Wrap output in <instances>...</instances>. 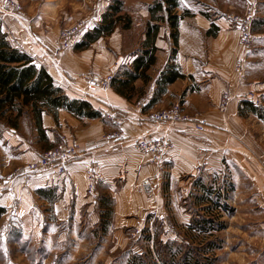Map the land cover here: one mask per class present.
I'll use <instances>...</instances> for the list:
<instances>
[{"label": "crops", "instance_id": "1", "mask_svg": "<svg viewBox=\"0 0 264 264\" xmlns=\"http://www.w3.org/2000/svg\"><path fill=\"white\" fill-rule=\"evenodd\" d=\"M250 2L255 3L258 17L252 25L253 44L249 50L239 46L237 32L227 19L209 20L198 15L191 20L184 16L179 21L176 47L170 38L163 40L159 32L155 63L147 70V79L135 80L130 98L112 87L87 91L80 76L92 73L104 77L110 73L124 77L140 53L144 32L140 47L131 54L124 52L123 35L118 29L104 37L107 47L100 38L82 51L71 48L57 52L58 30H16L3 25L10 43L42 66L69 98L85 100L99 112L114 107L122 113L123 120L117 140L105 138L111 126L104 118L78 119L63 109L58 110L57 119L42 114L44 138L39 136L29 109L18 119V126L25 123V118L30 119L33 139H25L18 128L2 125L0 157L10 166L36 159L42 151L60 143L61 137L76 139L81 152L67 164L62 176L49 170L25 184L14 181L4 190L0 208L16 210L17 225L27 235L34 225H107L108 233L111 229L115 233L125 225H149L148 216L162 218L167 212L173 214L175 224H187V202L185 208L179 200L186 193L187 182L220 171L226 157L231 158V166H236L233 157L247 160L248 152L241 142L246 128L240 125L238 107L249 94L264 95V1ZM9 15L0 0V19L11 21ZM238 59L246 68L244 74L234 69ZM168 65L181 77L160 91L163 86L157 80ZM85 91L86 97L82 95ZM223 94L227 101L220 109ZM177 101L204 122L201 133L188 125L158 124L149 119L152 110ZM141 137L162 138L172 142L174 148L161 164H154L149 153L133 148L134 140ZM88 167L94 175L90 195L86 193ZM147 178L154 187L150 195L141 188ZM107 209L110 216L105 222ZM48 213L53 222L46 217ZM248 256L250 264H264V253L251 252Z\"/></svg>", "mask_w": 264, "mask_h": 264}, {"label": "rangeland", "instance_id": "2", "mask_svg": "<svg viewBox=\"0 0 264 264\" xmlns=\"http://www.w3.org/2000/svg\"><path fill=\"white\" fill-rule=\"evenodd\" d=\"M15 1L20 5L17 12H11L3 5L4 10L9 12L7 18L11 21L0 19V29L9 42L3 25L5 28L10 25L16 30L18 27L22 30L51 28L58 30L59 35L63 27L74 26L83 21L84 27L76 38V43H79L83 35L99 23L101 14L114 0ZM119 1L122 2L123 13L130 17L131 22L128 30L123 31L119 27L116 29L123 35L121 39L124 52L131 54L140 47L145 23L149 18L148 7L153 0ZM178 2L177 14L192 17L191 20L198 15L209 20L227 19L232 14H242L248 7H253L255 19L258 17L257 7L250 0ZM159 32L162 39L167 40L165 25L160 27ZM107 41L103 39L106 47ZM159 55L161 59L164 57L163 53ZM234 69L244 74L243 67L236 69V62ZM135 101L132 100L133 103ZM243 101H248L264 111V95H248ZM186 113L197 115L188 111ZM24 121L17 128L25 139H33L31 120L25 118ZM2 125L4 121L0 120V134L4 130ZM240 125L246 128L241 142L247 149V160L233 157L236 166H231V158L226 157L220 171L203 174L185 185L186 193L179 200L185 204V208L187 202V207L191 209L190 224L173 225V214L167 212V215L159 218L164 225H125L121 232L114 233L111 229V234L106 230L107 225H34L27 235L17 225L16 210L13 211L10 207L0 217V264H129L135 255L142 256L146 264H162L169 263L170 250H181L183 254L188 249L200 260L206 259V264H250L249 261L252 260H248V255L251 252L264 253V122L254 114H247L240 116ZM2 140L0 136V143ZM2 160L0 157V173L3 172L0 178L23 165L10 166ZM198 179L202 180L195 185ZM203 187L212 189L213 194L206 196ZM218 193L220 197H216ZM197 197H203L204 200L206 197L208 201L212 199L218 203L210 202L208 211L203 208L208 204L206 200L201 206L196 205ZM46 217L53 222L49 213ZM211 219L214 225H223L222 229L215 231L211 228L210 232L204 234L197 230L187 231L185 227L191 225L193 220L199 222ZM50 226L52 227L49 228ZM208 241L216 245L209 253L205 251ZM181 253L175 259L179 263L182 261Z\"/></svg>", "mask_w": 264, "mask_h": 264}, {"label": "trees", "instance_id": "3", "mask_svg": "<svg viewBox=\"0 0 264 264\" xmlns=\"http://www.w3.org/2000/svg\"><path fill=\"white\" fill-rule=\"evenodd\" d=\"M178 7V0L152 1V4L148 7L149 18L145 23L144 39L141 42L140 53L133 60L131 71L124 73V77L122 78L113 75L110 80L109 87H112L116 93L130 98L134 92L133 83L135 80L147 79L146 72L156 60L155 54L157 48L155 41L158 37L160 27L163 25L167 27L168 38H170L174 47L177 46L178 25L179 21L184 17L183 14H177L176 10ZM130 22V17L123 13L122 2L114 0L105 12L101 14L99 23L92 30L87 31L83 35L82 40L79 43H75L72 49L75 51L85 50L100 38L110 36L117 27L128 30ZM210 34L212 33L210 32ZM180 77L181 75L171 65L166 66V70L160 73L157 80L158 85L163 86L160 91H163L166 84ZM25 109H29L34 126L41 138H44L41 127L43 113L51 114L54 119H57L58 110L63 109L78 119H95L101 117V112L94 110L89 102L69 98L55 84L47 71L42 66H38L28 54L13 46L0 29V120L4 121V124L9 127L17 128L18 119L24 113ZM238 114L242 117L247 114H254L264 122L263 109L254 106L248 101L240 102ZM201 180L198 179L195 185L200 183ZM202 190L206 192V196L213 194L210 188L203 187ZM216 197H220L219 193ZM205 200L208 204L203 208L208 211H210V202L214 204L218 203L212 199L208 201L206 197ZM205 200L203 197H197L195 203L197 206H201ZM222 206L225 208V205L222 204ZM4 211V209L0 208V217ZM188 211L191 214L190 208H188ZM109 216L110 212L107 209V212L105 211L103 216L105 222ZM158 219L155 217L153 225H164ZM189 224L185 226L187 231L197 230L204 234L210 232L211 228L212 230L219 231L223 226L214 225L213 219L201 220L199 222L193 220L192 224ZM170 225L172 224L170 223ZM173 225L177 224L173 223ZM102 226L105 227L106 225ZM215 246L208 241L205 244V251L208 253L212 252ZM179 253H181V250H176L175 252L170 250L169 263L162 264H206V261H204L206 259H201V261L189 249L183 252V254L181 253L182 261L179 263L175 260ZM129 264L146 263L143 261L142 256L135 255Z\"/></svg>", "mask_w": 264, "mask_h": 264}, {"label": "built area", "instance_id": "4", "mask_svg": "<svg viewBox=\"0 0 264 264\" xmlns=\"http://www.w3.org/2000/svg\"><path fill=\"white\" fill-rule=\"evenodd\" d=\"M3 5L11 12H17L20 8L19 3L15 0H4ZM254 14L253 7H248L242 14H232L227 17V20L237 32L238 44L245 50H249L253 44L252 25L255 20ZM83 27V21L74 26L63 27L58 35L57 52L73 47ZM241 67L246 69L242 60L238 59L236 61V69L238 70ZM112 76L113 75L110 73L104 77L92 73H84L80 78L85 83V88L88 91L107 89ZM87 91L82 93L84 97L88 96ZM249 97H253V95L249 94ZM226 101L227 95L223 94L219 103L220 109L224 108ZM184 109L182 103H174L166 108L152 110L149 114V119L158 124L188 125L195 132L201 133L203 131L204 122L199 120L197 115H188ZM101 117L111 126V130L106 134L105 138L108 140L119 139L123 120L122 113L114 107L108 106L105 111L101 112ZM133 148L137 152L149 153L151 155V163L161 164L162 160L168 157L169 153L173 150L174 145L172 142L162 138L141 137L134 140ZM80 152V145L76 139H65V137H61L60 143L42 151L36 159L24 163L21 167L12 170L5 176H1L0 198L4 190L14 181H20L25 184L34 180L39 174L49 170L56 172L60 176L64 175L67 164L77 158ZM100 164L101 163H96L95 165L97 166ZM85 173L88 179L86 193L90 195L94 190V175L91 167L86 168ZM141 188L144 194H152L154 187L151 184V179H145L141 183ZM154 219V216L148 218L149 225H153ZM158 220L160 223L163 222L162 219Z\"/></svg>", "mask_w": 264, "mask_h": 264}]
</instances>
